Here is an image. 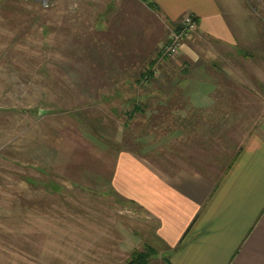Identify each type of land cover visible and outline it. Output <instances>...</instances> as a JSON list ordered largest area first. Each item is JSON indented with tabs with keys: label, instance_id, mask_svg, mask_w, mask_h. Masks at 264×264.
<instances>
[{
	"label": "rangeland",
	"instance_id": "1",
	"mask_svg": "<svg viewBox=\"0 0 264 264\" xmlns=\"http://www.w3.org/2000/svg\"><path fill=\"white\" fill-rule=\"evenodd\" d=\"M250 6L257 33L246 27L241 44L260 57L264 0H251ZM108 8L105 0H0V264H126L131 253L114 257L117 231L128 225L138 232L140 221L105 182L114 155L139 149L167 170L206 164L201 155L184 159L193 153L185 148L200 149L199 139L196 145L175 140L169 148V122L183 117L170 110L186 103L187 73L217 67L232 51L222 55L200 41L196 30L175 55L161 56L178 25L158 46L153 79L125 83L89 58V32ZM184 44L198 51L197 60L183 54ZM115 90L123 94L113 95ZM146 90L150 94L140 97ZM135 104L162 112L146 119L137 113L142 120L135 117L121 139L122 123L131 124L127 108ZM210 131L203 144L209 152L218 143L231 154L244 138L242 129L228 128L223 137ZM150 132L149 146L130 136Z\"/></svg>",
	"mask_w": 264,
	"mask_h": 264
},
{
	"label": "crops",
	"instance_id": "2",
	"mask_svg": "<svg viewBox=\"0 0 264 264\" xmlns=\"http://www.w3.org/2000/svg\"><path fill=\"white\" fill-rule=\"evenodd\" d=\"M105 1L109 8L97 14L100 19L89 32L93 39L88 55L91 64L109 66L114 79L147 84L150 78L140 74L187 13L197 21L200 41L212 43L222 55L232 51L231 57L214 63L217 67L187 73L186 103L170 110L183 117L169 122L175 125L170 124L167 145L171 149L180 139L196 145L199 139L200 149L188 146L185 149L193 153L187 152L184 159L201 158L206 166L167 170L139 149H120L111 160L105 182L140 221L138 232L128 225L117 231L121 236H116L114 257H126L147 244L151 254L143 264H264V55L243 51L241 44L246 27L257 33L251 0H149L153 6L143 0ZM205 42L197 43L205 47ZM182 46L190 61L197 60L192 45ZM134 107L131 124L122 123L121 139L135 117L142 120L162 112L146 104L127 111ZM140 112L144 115L136 116ZM231 127L242 129L244 136L234 152L219 150L218 143L216 150L206 151L203 144H208L210 130L223 137ZM152 134L130 136L149 146Z\"/></svg>",
	"mask_w": 264,
	"mask_h": 264
},
{
	"label": "built area",
	"instance_id": "3",
	"mask_svg": "<svg viewBox=\"0 0 264 264\" xmlns=\"http://www.w3.org/2000/svg\"><path fill=\"white\" fill-rule=\"evenodd\" d=\"M182 23V24H181ZM181 25L178 29L173 30L168 40L162 44L161 56H172L179 51V47L182 41L190 34V32H195L197 30V21L193 14H185L181 21Z\"/></svg>",
	"mask_w": 264,
	"mask_h": 264
},
{
	"label": "trees",
	"instance_id": "4",
	"mask_svg": "<svg viewBox=\"0 0 264 264\" xmlns=\"http://www.w3.org/2000/svg\"><path fill=\"white\" fill-rule=\"evenodd\" d=\"M143 1H146L150 4V6H153L152 5V2H150L149 0H143ZM157 57H159L158 55L151 61V63L149 64V66L147 67L146 70H144L141 74H140V78H151L153 79V76H154V65L156 64L157 62ZM135 112H136V107H134L132 109L131 112H129L127 114V120H130L132 119L134 116H135ZM129 122H125L126 125H128ZM127 129V128H125ZM151 133V132H150ZM145 134H148L146 133L145 131ZM127 137V136H126ZM151 254V248L149 246H144V250H134L129 258L127 259L126 261V264H143L147 261L148 257L150 256Z\"/></svg>",
	"mask_w": 264,
	"mask_h": 264
}]
</instances>
